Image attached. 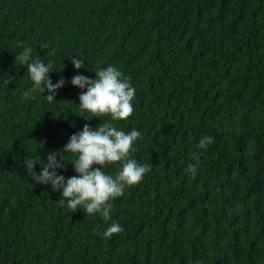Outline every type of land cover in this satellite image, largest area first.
Instances as JSON below:
<instances>
[{"label": "trees", "instance_id": "16d2710c", "mask_svg": "<svg viewBox=\"0 0 264 264\" xmlns=\"http://www.w3.org/2000/svg\"><path fill=\"white\" fill-rule=\"evenodd\" d=\"M20 41L63 67L56 102L24 95ZM108 65L136 89L126 120L81 113L86 89L68 82ZM102 120L139 130L131 156L150 166L108 221L26 172ZM112 221L123 230L104 238ZM0 264H264V0H0Z\"/></svg>", "mask_w": 264, "mask_h": 264}, {"label": "clouds", "instance_id": "9594fccd", "mask_svg": "<svg viewBox=\"0 0 264 264\" xmlns=\"http://www.w3.org/2000/svg\"><path fill=\"white\" fill-rule=\"evenodd\" d=\"M21 49L15 56L21 66L26 68L31 88L24 92L31 97L32 93H45L44 99L49 103L56 102L55 97L59 89L65 85L63 77L55 83L50 79V73L62 69L54 68L53 61H45L40 56H33V49L18 42ZM47 49V43L40 45ZM74 70L86 69L84 58L78 55L69 57ZM12 76L7 80L11 81ZM72 86L82 91L79 95L81 111L90 113L93 117L110 116L111 121L126 120L134 111L132 101L136 89L132 86L129 77L114 65L100 67L95 70V77L89 78L82 74L74 75L70 81ZM141 137V132L135 128L125 132L108 120L95 128L85 124L82 130L73 133L65 143L62 151H53L40 160V171L34 166L37 163H26L27 176L36 185H50L52 191H58L66 206L74 212L83 209L86 215L98 214L103 220L111 219L112 204L110 201L121 197L128 186L138 184L150 171V166L139 163L131 156L135 152L134 144ZM213 143L211 136H203L197 148L205 149ZM60 153L74 154L72 160L64 159ZM59 157V159H58ZM196 159V155H193ZM65 162L73 166L76 175L65 177L57 170H64ZM119 167L114 174L106 172L105 166L117 163ZM98 165L99 167H93ZM186 172L195 176L197 165L190 164ZM122 226L112 221L103 231L104 238L122 232Z\"/></svg>", "mask_w": 264, "mask_h": 264}]
</instances>
